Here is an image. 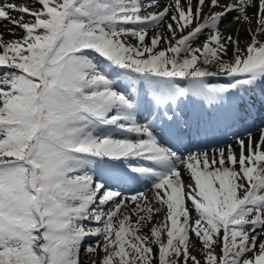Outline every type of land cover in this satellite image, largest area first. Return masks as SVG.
Masks as SVG:
<instances>
[{
	"label": "snow or ice",
	"instance_id": "obj_1",
	"mask_svg": "<svg viewBox=\"0 0 264 264\" xmlns=\"http://www.w3.org/2000/svg\"><path fill=\"white\" fill-rule=\"evenodd\" d=\"M0 22V264H264V0Z\"/></svg>",
	"mask_w": 264,
	"mask_h": 264
},
{
	"label": "rangeland",
	"instance_id": "obj_2",
	"mask_svg": "<svg viewBox=\"0 0 264 264\" xmlns=\"http://www.w3.org/2000/svg\"><path fill=\"white\" fill-rule=\"evenodd\" d=\"M10 27H12L11 25H7V23L6 22H0V33H3L4 34V38L5 39H8V38H10V36H9V32H8V29L10 28ZM17 31V30H16ZM18 32V31H17ZM19 33V32H18ZM81 258H82V260L85 262V264H86V262H87V260H88V257L87 256H85L84 254H83V252L81 253Z\"/></svg>",
	"mask_w": 264,
	"mask_h": 264
},
{
	"label": "bare ground",
	"instance_id": "obj_3",
	"mask_svg": "<svg viewBox=\"0 0 264 264\" xmlns=\"http://www.w3.org/2000/svg\"><path fill=\"white\" fill-rule=\"evenodd\" d=\"M233 27H235V26H233ZM17 31L19 32V30L17 29ZM152 34H154L152 31H150V33H149V35H152ZM245 37L242 35L241 36V39L243 40ZM241 46H243V45H241ZM218 79H222V78H218ZM212 80H215L214 78H212Z\"/></svg>",
	"mask_w": 264,
	"mask_h": 264
}]
</instances>
